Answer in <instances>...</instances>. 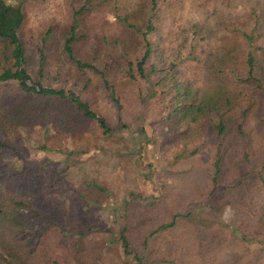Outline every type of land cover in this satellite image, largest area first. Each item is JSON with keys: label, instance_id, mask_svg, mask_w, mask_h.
I'll return each instance as SVG.
<instances>
[{"label": "trees", "instance_id": "trees-1", "mask_svg": "<svg viewBox=\"0 0 264 264\" xmlns=\"http://www.w3.org/2000/svg\"><path fill=\"white\" fill-rule=\"evenodd\" d=\"M103 1L83 0L73 16L72 26L64 36L62 49L83 75L99 76L97 80L117 105L118 119L114 123L80 93L44 85L41 82L42 68H38L35 78L31 75L24 67L28 56L19 35L25 20L24 10L19 4L0 0V86L14 84L17 87L15 93L0 95V147L8 146L18 154L14 161L0 162V264H33V259H38L36 264H61L66 258H72L76 264L113 263L103 257L106 247L119 251L117 258L123 256L130 264H151L154 260L147 259L150 256L144 257L151 244L150 238L170 229L179 218L197 223L190 240L192 248L189 259L184 261L185 264H264V148L258 149L257 145L263 135L259 133L256 137L245 129L254 117L264 124V53H260L261 57L258 53L261 47L256 45L263 22L260 6L250 9L248 16L252 24L247 29L242 27L235 30V38L227 48L199 52L197 47H200L201 40L208 38L210 28L203 27L200 22L191 24L190 51L182 58L201 60V56L206 54L204 65L215 79V85L208 92L200 94L199 91H192L190 80H176L171 71L158 81H153L149 87L152 93H158L160 101L165 102V114L161 118L174 130H177V122L199 126L196 133L204 131L207 134L209 131L213 141L205 189L201 188L189 200L187 198L185 206L174 212L170 220L157 224L145 233L140 250L133 247L127 234L129 215L124 209L119 210L115 203H107L111 191L101 181L93 179L96 176L92 174L93 178L82 181L81 193L72 187V179L66 177L70 169H61L44 161L27 162L14 145L22 131H39L41 144H35V148L66 152V159L71 160L79 149L86 151L87 137L84 129H80L81 121H95L100 128L99 138L105 142L120 140L115 133L122 125V104L117 87L122 78L147 80L153 72V65L146 71L152 53L151 41L147 36L155 27L158 5L157 0H139L128 7L118 0H113V4L109 0L117 25L127 30L122 36L123 52L120 57L114 58L120 76L117 74V78L111 79L112 67L97 63V51L88 52L87 59H81L75 47L78 40L75 31L77 16L89 12L99 14ZM198 5L202 9L206 6L201 1ZM216 8L219 6L213 7L212 15H216ZM220 24L224 25L225 22L220 20ZM129 39L135 40L136 45L141 47L139 56L130 54ZM114 41L121 40L114 38ZM240 48H243L242 55L238 51ZM43 57L44 51L41 52ZM99 65L103 67L99 68ZM91 81L87 75L85 87ZM155 86L160 90H153ZM19 90L22 92L19 93ZM234 138L238 139L240 156L247 163L250 158L255 159L257 167L252 164L246 166L248 170L240 171L237 180L226 183L223 179L228 167L224 155L228 141ZM82 140L85 144L81 143ZM72 144L77 146L72 147ZM199 152L198 146L184 148L173 156V160L188 159ZM127 155L132 157L131 153ZM84 174L81 172L80 175ZM31 176L45 180H42L40 191L32 189L27 183ZM223 188L231 192L240 189L239 192L243 193L242 199L246 203L244 207L236 206V211L240 208L244 217L238 223L232 219L222 220L218 212L225 204L217 199L219 190ZM71 192L75 195H70ZM98 194L104 202L88 197ZM94 209L104 211L101 217L94 216ZM51 234L57 240L60 253L45 246ZM94 234L107 236L108 243L103 240L101 246L90 248L87 240ZM71 247L75 248L74 254L68 251ZM124 254L128 257L125 258Z\"/></svg>", "mask_w": 264, "mask_h": 264}, {"label": "rangeland", "instance_id": "rangeland-1", "mask_svg": "<svg viewBox=\"0 0 264 264\" xmlns=\"http://www.w3.org/2000/svg\"><path fill=\"white\" fill-rule=\"evenodd\" d=\"M8 1L21 5L25 14L24 23L19 30L28 56L24 67L33 77L37 75L38 68H42L41 82L44 85L63 87L80 93L82 97L92 101L93 106L111 123H114L118 119L117 105L104 91L103 84L98 81L99 76L97 78L95 74L87 73L92 81L85 87L87 75L76 69L75 62L71 61L62 49L64 36L72 26L73 16L83 0ZM118 1L131 7L139 0ZM200 1L206 5L204 9L198 5ZM103 2L99 14L94 15L89 12L77 16L75 31L78 40L75 47L78 49L77 56L81 59H87L88 52L97 51L99 54L97 63L111 65L112 79L117 78V74L120 76L114 58L120 57L123 52L122 36L127 30L117 25L116 15L109 0ZM111 2L113 4V0ZM157 5L155 27L147 36L151 41L152 53L146 71L150 70V65H153L154 70L147 80L140 78L135 81L122 78L117 87L122 104V125L115 133L120 140L105 142L99 138L100 128L95 121H81L80 129H84L83 133L87 137L86 144L84 140L81 143L86 145H84L86 151L81 152L79 149L71 160L66 159V152L43 151L35 148V144H41L39 131L27 133L22 131L20 139L14 144L27 162L44 161L55 164L61 169H70L66 177L72 179L70 180L72 187L81 193L84 183L82 181L96 176L93 179H98L111 191V198L107 203H115L119 210L124 209L129 215L127 234L133 247L139 250L145 233L157 224L170 220L174 212L185 206L187 198L189 200L198 190L205 189L212 158L211 132L196 133L199 126L182 125L180 122L175 124L177 130H174L172 125L162 119L165 114V102L160 101L158 93L149 90L150 85L165 76L168 71H171L176 80H190L192 91H199L200 94L208 92L215 85L213 75L204 65L206 54L201 56V60L182 58L190 51L192 39L190 26L194 22H200L203 27L210 28L208 38L201 40L200 47H197L199 52L218 47L227 48L235 38V30L238 31L242 27L247 29L252 24L248 16L250 9L260 6L263 10V22L259 30L260 35L256 38V45L261 47L258 53H264V0H157ZM214 6H219L216 8V15H212L211 12ZM220 20L225 24L221 25ZM114 38L121 41H114ZM128 45L132 56H139L142 53L141 47L136 45L135 40L129 39ZM42 51H44L43 59ZM238 51L242 55L243 48ZM260 55L262 57V54ZM100 67L103 66L99 65ZM114 72L116 74H113ZM154 88L153 90H160L158 86ZM16 90L14 84L1 85L0 95L5 92L15 93ZM21 92L19 90V93ZM245 129L256 137L261 133L263 137L259 139L257 145L258 149L264 148V124L257 122L254 117ZM237 140L234 138L228 141L225 150L224 158L228 168L223 181L226 183L237 180L240 171L248 170L246 166L252 164L257 167L255 159L250 158L247 163L243 156H240ZM74 146L77 145L72 144V147ZM195 146L199 147L198 154L188 159L173 160V156L178 151ZM129 153L132 157L127 155ZM17 155L8 146L0 147V162L14 161ZM249 169L253 170L250 167ZM81 172L85 174L80 175ZM42 180L45 182L44 179ZM42 180L31 176L27 183L32 189L40 191ZM239 190L232 192L224 188L219 190L217 199L222 204L225 203L218 209L222 220L232 219L238 223L243 219L240 208L236 211V206L244 207L246 203L242 199L243 193ZM70 195L73 196L75 193L71 192ZM88 197L104 202L99 194L96 197ZM151 201L155 203L150 204ZM102 212L104 211L93 210L95 217L100 216ZM194 226H197L196 221L179 218L170 229L150 238L151 244L144 252L145 259L150 256L147 259L154 260L151 264H157L158 261L167 262L166 264H185L184 261H188L192 248L190 240ZM103 240L108 243L107 236L94 234L88 238L87 244L93 248L101 246ZM46 241L45 246L51 251L61 252L57 250V240L52 234ZM68 251L74 254L75 248L71 247ZM118 254L119 251L111 250L110 247L103 250V257L109 262L113 261L109 264H130L123 256L118 259ZM124 257L128 256L124 254ZM37 262L38 259H33L32 263ZM61 264L76 263L72 258H66Z\"/></svg>", "mask_w": 264, "mask_h": 264}]
</instances>
